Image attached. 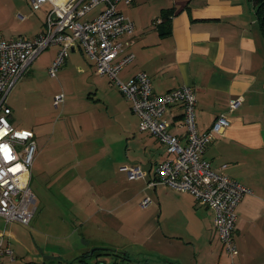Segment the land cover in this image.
I'll use <instances>...</instances> for the list:
<instances>
[{"label": "crops", "instance_id": "0c3cea01", "mask_svg": "<svg viewBox=\"0 0 264 264\" xmlns=\"http://www.w3.org/2000/svg\"><path fill=\"white\" fill-rule=\"evenodd\" d=\"M30 6L28 0H0V40L33 37L44 29L52 3L46 1L35 11ZM102 7L95 6L79 19L93 18ZM117 9L134 22L130 38L124 37L131 42L118 54L134 53L118 73L121 80L146 71L155 93L191 86L200 130L209 128L220 114L229 118L224 132L201 155L212 169L226 172L252 190L236 206L237 252L231 257L225 251L213 228V211L198 204L191 193L148 184L157 177L158 163L167 157L165 144L137 128L138 116L116 85L95 71L79 46H70L66 55L84 57L76 69L87 79L93 77L94 93L98 90L94 74L107 79L111 99L102 112L109 117L98 123L97 113L92 112L101 111L88 101L94 104L93 118L92 124L85 125L82 109L73 108L68 99L66 112L78 137L52 141L37 138L34 128H29L37 147L30 169V183H35L32 231L14 227L30 223L6 224L0 218V255L5 259L0 264H264V36L253 0H132L117 2ZM59 49V44H52L42 50L7 94L14 127L23 128L14 115L20 102L34 105L35 111L52 103L56 93L41 80V73ZM66 70L64 64L60 72ZM29 92L40 94L43 101L35 94L28 97ZM235 97L241 103L229 111L228 102ZM126 114L133 119L130 126ZM182 115L180 104L165 114L171 121L169 131L179 136L180 143L185 142V127L179 125ZM123 165L139 166L145 175L129 178ZM146 197L149 203L142 206ZM45 234L54 238L46 239ZM34 236L44 248L59 241L54 247L60 252L50 257L45 249L35 253L18 246ZM9 237L18 251L12 250ZM105 249L112 251L106 254ZM118 252L129 260H122ZM29 253L32 257L26 258Z\"/></svg>", "mask_w": 264, "mask_h": 264}, {"label": "built area", "instance_id": "2783aa9c", "mask_svg": "<svg viewBox=\"0 0 264 264\" xmlns=\"http://www.w3.org/2000/svg\"><path fill=\"white\" fill-rule=\"evenodd\" d=\"M28 1L32 11L46 1L51 2L52 7L44 18V29L37 35L0 40V218L6 224L16 221L27 225L35 209L34 194L29 187L30 169L37 149L34 132L12 125L7 94L42 50L52 44L60 45L46 68L53 77L62 65L68 48L79 46L95 71L108 76L129 102L132 112L139 119L137 128L148 131L165 144L167 157L158 163L157 177L148 184H162L177 191L189 192L198 204L211 209L213 228L225 251L234 256L237 252L233 238L237 225L236 206L241 197L252 190L226 172L212 169L211 163L201 155L204 147L224 132L229 118L220 114L209 128L200 130L195 115L196 94L191 86L181 85L155 93L146 71H138L126 81L118 77L119 71L134 57L132 51L118 57L131 42L129 38L134 31V22L117 9V2L132 0ZM99 4L103 7L96 16L89 20L79 19ZM125 36L129 38L124 39ZM63 101V93L54 95V106ZM240 103V97L230 99L228 110L233 111ZM175 104L183 108L179 125L185 127L184 143H180L179 136L169 131L171 121L165 117ZM122 168L129 178L145 175L139 166L123 165ZM148 203L149 198L146 197L141 205ZM6 251L11 252L8 248Z\"/></svg>", "mask_w": 264, "mask_h": 264}, {"label": "rangeland", "instance_id": "374dc122", "mask_svg": "<svg viewBox=\"0 0 264 264\" xmlns=\"http://www.w3.org/2000/svg\"><path fill=\"white\" fill-rule=\"evenodd\" d=\"M83 59L84 57L80 53L79 55L75 53H69L68 55L65 56L64 61L62 63L63 65L66 64V68H67L66 71L60 72V68L63 66L62 65L58 69L59 70L58 73H56L57 76L56 78H51L48 71L44 72V74L41 73L42 75L41 80L43 82H46L47 84H50L52 93H56V94L63 93L64 101L63 103L57 105L56 107L54 106L52 99V103H50V105L48 104V102L47 104L46 103L42 104V106H40L41 107L40 111H35L36 107L34 105L32 107L25 106L24 105L25 102H20L19 109L14 114L18 118V120L21 121V124L17 125L18 127H23V128L33 127L35 130L34 132H36L37 138L51 139L52 141L60 140L64 138H68L69 140H71L72 137H78L77 132H74L73 127L70 124V120L68 118L69 115L66 112L65 105L68 99H70V101L72 102L73 108L79 107L80 109H82L81 121L85 125L92 124L93 117L90 115V111H92V109L94 108L93 106L94 104H96L101 111V112H97V111L92 112V113H97L96 120L98 121V123L107 120V117H109L105 113L107 107V99H111V96L107 95L108 94L107 89H109V87L107 86V79L94 74L98 88V90L96 91L97 94L94 93L95 81L92 79L93 77L87 79V77H85L82 72H79V70L76 69L79 66L77 64H80L81 60ZM90 70L93 72V69L90 68ZM17 84L18 82H16V85ZM16 85H14V89L16 88ZM93 93H94L93 98H87L88 94L91 96ZM31 94H35L36 97L41 98L40 101H43L44 99L40 94L36 92L35 93L29 92L26 95H28V97H31ZM88 101L90 102L93 101L92 103L94 104L89 103ZM110 108L112 109L111 105ZM103 110L105 112H102ZM125 116H127V114ZM110 118L112 120H115L113 116H111ZM127 119H128V125L130 126L133 123V119H130L128 116ZM39 122H42L40 128L36 129V127L38 126L37 123ZM29 187L30 190L34 192L35 183L32 181L30 183L29 181ZM31 224L32 222L27 226H22L18 224L17 226L14 225V227H17L20 230H25V231L27 230L26 233H28L29 231H32L30 229ZM7 227L10 229L9 226ZM44 237L46 239L49 238L50 240L54 238V236L50 234H45ZM9 241L11 242L10 246L12 247V250L15 251L16 250L15 245H17L16 242L12 238H10ZM23 242H25V244L22 243L23 245H18L23 251L30 250L31 252L39 253L41 252V250L45 249L48 251L47 253L50 254V257L52 256L53 252L56 254V252L59 251L56 247H54V245H56V243L59 241H52L49 242L48 244H45L48 246L47 248H44L43 241H41L37 236H34L32 239L28 238L26 241ZM24 256L26 257V255ZM30 257H32V255H30L29 253V256H27L26 258H30ZM0 259L3 262L5 261L3 255L2 256L0 255Z\"/></svg>", "mask_w": 264, "mask_h": 264}, {"label": "trees", "instance_id": "16d2710c", "mask_svg": "<svg viewBox=\"0 0 264 264\" xmlns=\"http://www.w3.org/2000/svg\"><path fill=\"white\" fill-rule=\"evenodd\" d=\"M253 5H254V10H255V15L257 18V23L259 25L260 28V32L262 34V36H264V0H253ZM167 19L166 17H164L163 20ZM107 250L106 254H110L112 251V249H105ZM102 254V253H101ZM118 255L122 258V260H129V258L127 256L124 255L123 252H118ZM117 264V263H114Z\"/></svg>", "mask_w": 264, "mask_h": 264}]
</instances>
